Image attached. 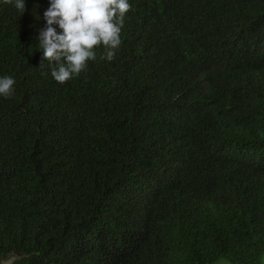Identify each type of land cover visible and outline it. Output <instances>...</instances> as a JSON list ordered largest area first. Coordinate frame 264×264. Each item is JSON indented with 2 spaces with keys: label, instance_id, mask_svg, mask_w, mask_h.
Listing matches in <instances>:
<instances>
[{
  "label": "trees",
  "instance_id": "1",
  "mask_svg": "<svg viewBox=\"0 0 264 264\" xmlns=\"http://www.w3.org/2000/svg\"><path fill=\"white\" fill-rule=\"evenodd\" d=\"M129 3L115 58L58 83L50 0H0V260L262 264L264 0Z\"/></svg>",
  "mask_w": 264,
  "mask_h": 264
},
{
  "label": "clouds",
  "instance_id": "2",
  "mask_svg": "<svg viewBox=\"0 0 264 264\" xmlns=\"http://www.w3.org/2000/svg\"><path fill=\"white\" fill-rule=\"evenodd\" d=\"M15 7L22 14L25 0H15ZM131 7L129 0H50L43 13L46 23L36 37L37 48L42 50L39 66L47 61L54 80L65 83L97 59L98 47L104 49L100 58L112 61L122 43L124 16ZM15 83L12 76H0V96L11 97Z\"/></svg>",
  "mask_w": 264,
  "mask_h": 264
},
{
  "label": "rangeland",
  "instance_id": "3",
  "mask_svg": "<svg viewBox=\"0 0 264 264\" xmlns=\"http://www.w3.org/2000/svg\"><path fill=\"white\" fill-rule=\"evenodd\" d=\"M20 257V254L17 252H12L10 253L7 257H4L0 260V264H13L14 260L16 258ZM214 264H231L230 261H228L227 259H221L218 262L214 263ZM262 264H264V255L262 257Z\"/></svg>",
  "mask_w": 264,
  "mask_h": 264
}]
</instances>
